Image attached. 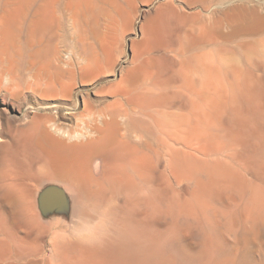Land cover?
<instances>
[{
	"label": "bare ground",
	"instance_id": "obj_1",
	"mask_svg": "<svg viewBox=\"0 0 264 264\" xmlns=\"http://www.w3.org/2000/svg\"><path fill=\"white\" fill-rule=\"evenodd\" d=\"M50 189L60 264H264V0H0L5 234Z\"/></svg>",
	"mask_w": 264,
	"mask_h": 264
},
{
	"label": "rangeland",
	"instance_id": "obj_2",
	"mask_svg": "<svg viewBox=\"0 0 264 264\" xmlns=\"http://www.w3.org/2000/svg\"><path fill=\"white\" fill-rule=\"evenodd\" d=\"M137 5H136L137 11L140 13L144 12V9H146V7L139 3H137ZM127 43L124 42V46H123V48L125 47L124 48L125 52L128 53V54L125 53L126 58L127 56L129 57L130 55V52L128 50L129 46ZM126 58H124L123 60L125 61ZM123 60L121 63L124 62ZM5 85H6L5 83L2 84V86ZM47 192L51 198L60 200L59 203L62 208L58 210L59 212L57 210L55 211L49 210L46 211L45 213H42L37 203V199L39 195L36 194L34 199V206H35L34 211L37 213V216L39 218L38 222L31 221V222H25L21 225L20 224L15 225L17 227V228L15 227V232L10 231L11 233H9L8 231H6V234H5V229L2 228L0 225V242L5 240V242H7L8 244V248L10 251V254L7 255V257L5 256V258L3 259L0 258V264H38V263L42 264V262H46L47 264H60L61 261L59 260V258H56L53 255V246L54 245L59 246L60 241L57 240L56 242L55 241L52 242L49 239L50 238L48 233L49 227H52L51 225L58 221L61 223L63 222V224H66L67 226H71L70 221L72 222L73 218L71 219L72 217L71 215H69L67 219L65 218V214L67 215V213H64L63 210L64 205L61 204V202L65 201L64 199L66 198V194H64L62 191L59 190L55 191V189H50ZM54 193L56 194V196ZM42 231L45 232L43 233Z\"/></svg>",
	"mask_w": 264,
	"mask_h": 264
},
{
	"label": "water",
	"instance_id": "obj_3",
	"mask_svg": "<svg viewBox=\"0 0 264 264\" xmlns=\"http://www.w3.org/2000/svg\"><path fill=\"white\" fill-rule=\"evenodd\" d=\"M46 196H48V192L45 191V193L40 197V200H39V208L41 210L42 213H45L46 211H49V210H59L61 209V206H60V201L59 200H52V201H48Z\"/></svg>",
	"mask_w": 264,
	"mask_h": 264
}]
</instances>
